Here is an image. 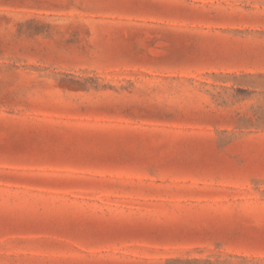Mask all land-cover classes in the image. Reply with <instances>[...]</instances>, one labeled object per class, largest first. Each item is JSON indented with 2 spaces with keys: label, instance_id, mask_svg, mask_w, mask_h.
Listing matches in <instances>:
<instances>
[{
  "label": "rangeland",
  "instance_id": "374dc122",
  "mask_svg": "<svg viewBox=\"0 0 264 264\" xmlns=\"http://www.w3.org/2000/svg\"><path fill=\"white\" fill-rule=\"evenodd\" d=\"M0 264H264V0H0Z\"/></svg>",
  "mask_w": 264,
  "mask_h": 264
}]
</instances>
